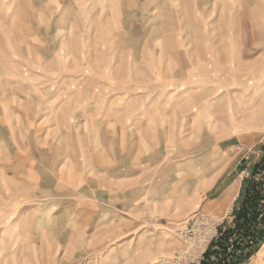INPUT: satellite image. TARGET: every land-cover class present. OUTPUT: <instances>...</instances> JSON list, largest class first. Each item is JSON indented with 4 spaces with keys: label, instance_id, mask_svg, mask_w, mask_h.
<instances>
[{
    "label": "rangeland",
    "instance_id": "374dc122",
    "mask_svg": "<svg viewBox=\"0 0 264 264\" xmlns=\"http://www.w3.org/2000/svg\"><path fill=\"white\" fill-rule=\"evenodd\" d=\"M213 4L208 0L188 12L187 81L181 92L167 97L179 103L158 122L159 140L127 142V147L122 142L123 171L103 173L106 163L93 164L97 157L89 145L77 141L71 147L65 141L53 173L59 182L50 187L55 196H20L23 187L20 191L18 183L13 187L0 178V264H204L219 229L230 224L240 192L260 182L253 166L264 162V2L252 1L251 15L259 23L255 33L249 19ZM197 37L204 42L201 58ZM146 52L148 79L160 90L156 99H164L165 85L178 80L160 75L171 67L155 56L161 54L159 46L149 44ZM106 182L120 202L109 208L116 220L108 223L93 212L84 227L70 219L87 205L105 211ZM67 190L72 195H62ZM54 228L59 240L51 237ZM53 245L58 251H51ZM240 264H264V238Z\"/></svg>",
    "mask_w": 264,
    "mask_h": 264
},
{
    "label": "crops",
    "instance_id": "0c3cea01",
    "mask_svg": "<svg viewBox=\"0 0 264 264\" xmlns=\"http://www.w3.org/2000/svg\"><path fill=\"white\" fill-rule=\"evenodd\" d=\"M206 1L0 0V178L11 186L18 183L20 191L23 187L20 196H55L50 187L59 182L53 173L64 155L60 142L65 141L71 147L77 141L89 145L97 157L93 164L106 163L103 173L123 171L118 159V151L124 157L122 142L159 140L158 122L179 103L167 97L181 92V83L187 81L183 76L192 39L187 14L193 7H205ZM252 1L236 6L235 0H212L218 8L223 3L228 13L249 19L255 33L259 23L251 15ZM147 29L152 32L145 36ZM177 29L183 31L180 36ZM194 40L201 58L204 42L202 37ZM149 44L160 47L161 54L155 56L161 55L162 65L171 67L160 75L179 83L169 81L160 100L155 96L160 90L148 79V64H143L151 56L146 52ZM218 44L219 40L213 43ZM148 97L152 99L147 101ZM44 181L51 186H43ZM111 185L102 186L107 198L104 212L87 205L77 208L70 219L84 227L93 220V212L108 223L116 220V212L109 208L120 202L109 192ZM29 186L31 192L24 190ZM50 233L59 240L58 228ZM56 247L51 251H58Z\"/></svg>",
    "mask_w": 264,
    "mask_h": 264
},
{
    "label": "trees",
    "instance_id": "16d2710c",
    "mask_svg": "<svg viewBox=\"0 0 264 264\" xmlns=\"http://www.w3.org/2000/svg\"><path fill=\"white\" fill-rule=\"evenodd\" d=\"M260 182L248 184L239 194L229 225L219 229L214 249L205 253L204 264H240L256 250L264 238V162L253 166ZM227 222H225L226 224Z\"/></svg>",
    "mask_w": 264,
    "mask_h": 264
}]
</instances>
